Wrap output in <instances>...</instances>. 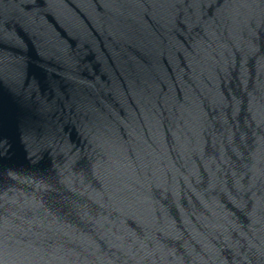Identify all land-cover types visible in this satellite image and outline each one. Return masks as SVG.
I'll list each match as a JSON object with an SVG mask.
<instances>
[{"label": "water", "instance_id": "1", "mask_svg": "<svg viewBox=\"0 0 264 264\" xmlns=\"http://www.w3.org/2000/svg\"><path fill=\"white\" fill-rule=\"evenodd\" d=\"M0 264H264V0H0Z\"/></svg>", "mask_w": 264, "mask_h": 264}]
</instances>
